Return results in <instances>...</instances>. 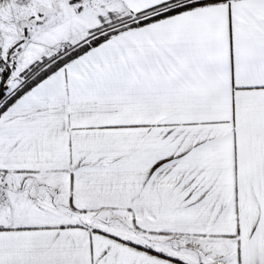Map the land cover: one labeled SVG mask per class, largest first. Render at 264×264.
<instances>
[{"label":"snow or ice","instance_id":"obj_1","mask_svg":"<svg viewBox=\"0 0 264 264\" xmlns=\"http://www.w3.org/2000/svg\"><path fill=\"white\" fill-rule=\"evenodd\" d=\"M0 264H264V0H0Z\"/></svg>","mask_w":264,"mask_h":264}]
</instances>
